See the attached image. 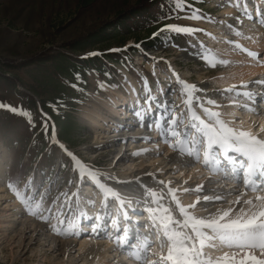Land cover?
Masks as SVG:
<instances>
[{
    "label": "rangeland",
    "instance_id": "374dc122",
    "mask_svg": "<svg viewBox=\"0 0 264 264\" xmlns=\"http://www.w3.org/2000/svg\"><path fill=\"white\" fill-rule=\"evenodd\" d=\"M187 4L183 11H173L174 0H0V104L31 113L35 124L32 127L25 116L0 108V264H94L86 249H80L82 243L99 249L110 243L109 250L113 253L110 250L105 260L115 264L114 250L123 251L115 241L87 235L92 221L86 220L84 214L91 217L102 214L104 196L89 177L81 179L74 170L73 156L83 160L85 165L92 164L98 171L119 178L128 177L125 170L130 164L135 176L141 169L144 174L151 172L157 180L171 181V187L181 189L177 194L185 206L186 202L192 203L193 197L182 189L190 188L205 177L222 181L206 182L209 186L243 188L231 179L213 176L202 163L183 169L168 163L175 151L168 144L164 145L159 131L152 125L155 111L150 112L151 116L147 113L144 119L148 122V137H153L146 141L155 144L144 147V136L134 138L124 131L129 123L139 122L134 111L154 107L161 101L169 104L174 101L179 106L177 114L186 116L181 80L196 86L195 96L206 107L214 108L206 101L216 100L220 107L214 110L222 115L231 104L227 98L231 94L215 83L225 65L211 67L206 58L219 59V56L215 50L208 52L206 48L209 40L214 41L211 39L214 34L235 32L233 20L243 18L247 7L239 5V11L236 10L232 18L223 12L225 7L233 6L229 0H187ZM193 13L204 19L185 18ZM168 24L203 31L192 35L174 32L156 35ZM262 31L264 39V26ZM240 33L243 35V30ZM261 49L258 60L264 58V47ZM121 96L127 101L123 106L121 103L120 108L133 109L128 112L133 118H125L120 108H117L118 113L121 112L119 116L102 105L104 100L112 103L122 100ZM130 96L136 97L134 103ZM147 97L156 99L154 103L151 100L146 103ZM260 101L258 97V107H264ZM193 107L200 111L195 102ZM97 108L103 109L99 118L95 117ZM238 109L240 112L232 119L222 118L239 123L245 110ZM112 118L120 119L116 130ZM45 119L46 130L42 127ZM92 119L99 125H94ZM251 122L257 132L264 127L260 119L254 118ZM122 128L123 131H119ZM122 135L123 145L119 139ZM152 147L157 149L147 153L159 154L155 162L145 159L142 167L136 166L141 159L135 160L132 154ZM119 157L121 161L117 162ZM9 184L25 199L31 197L29 204L33 208L41 203L36 215L30 213ZM65 193L71 198V207L65 205L68 198ZM107 203L116 216L115 202L109 199ZM61 207L63 214L57 211ZM129 215L141 225L148 224L147 214L130 212ZM37 221L43 225V236L35 229ZM76 222L82 223H79L83 230L79 237L57 235L53 230V226L63 230ZM141 231L147 234L152 229L149 225ZM48 236L57 238V248L47 241ZM150 238L155 240L153 251L161 252L160 239ZM69 240L73 244L65 246L64 242ZM121 257H118L122 260L120 264H130ZM150 258L157 259L155 255Z\"/></svg>",
    "mask_w": 264,
    "mask_h": 264
},
{
    "label": "snow or ice",
    "instance_id": "6c2138e0",
    "mask_svg": "<svg viewBox=\"0 0 264 264\" xmlns=\"http://www.w3.org/2000/svg\"><path fill=\"white\" fill-rule=\"evenodd\" d=\"M229 2L233 3V6H239L238 0H229ZM174 5L173 11H183L189 6L187 0H174ZM185 18L204 19L203 16L195 13ZM248 18L252 19V16L249 15ZM235 19L238 23H243L239 17ZM257 22L264 26V15L258 18ZM228 27L232 28V25ZM198 31L203 29L168 24L159 29L156 35L160 32L192 35ZM236 35L242 33L237 31ZM243 50L253 59L260 57L258 52L246 48ZM260 60L264 62V58ZM206 61L211 67L229 63L216 57L206 58ZM179 83L187 109L186 116L183 113L177 114L176 109L179 106L174 101L171 104L161 101L154 107L150 105L148 109L134 111V116L142 123L147 113L155 111L152 125L160 132L161 141L176 152L172 163L179 162L186 167H194L202 163L213 176L219 175L226 180L231 179L242 185L244 191L234 189L236 199L229 200L216 189L209 188L203 196L198 195L193 204L185 206L177 194L181 189L171 187V181L157 180L155 174L151 172L146 175L154 181L155 187L138 179L136 182H121L134 183L135 186L118 190L101 183L95 171L87 168L73 156L74 170L78 171L81 179L84 176L89 177L90 182L94 183L105 196L102 214L95 217L84 214L86 220L92 221L91 231L87 235L114 240L117 247L126 251L140 264H264V136L259 134L264 133V127H261L258 133L232 127V122L224 120L222 113L214 110L220 107L216 100L208 99L206 104L214 108L206 107L205 103L196 98L195 85L182 80ZM224 92L231 94L227 98L235 106L255 114L264 112V107L257 105L258 97L261 98V105H264V77L251 82H241L239 87L232 85ZM155 99V97H147L145 102L151 100L154 103ZM194 102L202 110L203 117L193 107ZM0 108H8L13 113L25 116L29 124L35 127L31 113L4 104H0ZM161 108L164 109L163 113L160 112ZM42 116L46 117V114L42 113ZM42 127L46 130V119ZM149 151L151 149H141L132 155L139 156ZM67 154L72 156L71 152ZM210 181L219 183L211 178ZM9 188L28 207L32 215H36L37 210L41 209L39 202L33 208L29 204L31 197L25 199L13 184H9ZM203 189L204 185L200 184L193 188H183L182 191L200 193ZM249 192L255 195L248 196ZM231 194L228 193L229 196ZM64 195L68 197L67 193ZM109 199L118 205L116 216H113L109 209L107 203ZM201 200L204 201L202 208L206 212L203 216L195 212ZM220 201H223L224 206L216 207V202ZM65 205L71 207L70 197L66 199ZM209 208L212 210L209 211ZM57 211L63 214V207ZM130 212L132 215L147 214L148 224L141 225L133 221ZM149 225L152 229L151 233L146 234L141 231ZM53 230L57 235L77 237L83 232L78 222L63 230L53 226ZM150 237L160 239L161 252L153 251L155 240ZM223 248L231 251L223 252L219 256L212 255L213 250ZM153 255L157 257L156 260L150 259Z\"/></svg>",
    "mask_w": 264,
    "mask_h": 264
},
{
    "label": "bare ground",
    "instance_id": "6f19581e",
    "mask_svg": "<svg viewBox=\"0 0 264 264\" xmlns=\"http://www.w3.org/2000/svg\"><path fill=\"white\" fill-rule=\"evenodd\" d=\"M239 5L240 6L244 5L245 7H247V9L244 11V13H245L244 17L241 18V20H243V23H238L237 20L234 19L233 20V24L235 25V28L237 30L234 32L231 29V31H232L231 33H222V31H221L218 34L217 33L214 34L213 36H211V39L212 40L214 39V41L211 42L209 40L207 48H206L208 52H211V51L215 50L217 52L218 56H219V59H223V60L229 61V63L227 65H225L221 69V71L219 72V74H220L219 75V79H217V81L215 82V83H218L224 89H227V88H229L232 85H237L239 87L241 85V82H251L252 80H256V79H259L261 77H264V62L259 61L260 59L259 60L258 59H253L252 57L248 56L247 52H245L243 50V49L246 48L248 50H251V51L259 53L260 50H262L261 48L264 47V39H263V35H262L263 34L262 33L263 32L262 31V25H260L257 22L258 18H260L264 14L263 13V11H264V9H263V6H264L263 0H254V1H251V0H240ZM236 10L239 11V6L238 7L228 6V7L224 8L223 12L228 14L229 15L228 17H230V16L232 17V14ZM249 15L252 16V19L248 18ZM225 16H227V15H225ZM226 26H228V25L226 24ZM241 30H243L244 34L240 38V35L237 36L236 32L237 31L240 32ZM248 37H251V39H248ZM229 38L233 39V40L230 39L232 41V45H229V43L231 42L229 40ZM237 45H239V47H237ZM249 86L251 87V84H249ZM257 90H259V89H257ZM133 95L134 94H132V96ZM132 96H130L131 103H134V99L136 97L133 98ZM121 99L122 100H119V101H122L120 103H119V101H116V100H114L113 103L110 102V101L104 100V101H102V105L104 107H108L110 110H113L114 113L119 114V116H120L121 112L124 111L123 107H122V109L120 108V106H121L120 104L122 103V106H123L125 104V102L127 101L126 100L127 98L125 96H121ZM228 101L231 104L227 105L229 107H227V109L225 108V111H224L222 117H225V118L227 117L228 119L229 118L232 119L233 116L235 114L239 113L240 111H239L238 107L235 106L232 103L231 100L228 99ZM117 104H119V105H117ZM117 108L121 109L120 113H118L119 109H117ZM130 110H128L127 113ZM102 111H103V109L97 108V114L95 115V117L96 118L101 117L100 112H102ZM163 111H164V109H160L161 113H163ZM197 111H199V110H197ZM199 112H200L199 114L202 115V117H203V112H202L201 109H200ZM152 113H150V116H151ZM103 114H104V112H103ZM150 116H148V118ZM120 118H122V117H120ZM240 118H241V121H239V123H235L233 121L231 126L234 127V128H243L244 130L251 131L253 133H258L256 131L255 127H253V123L251 121L254 118H255V120L257 118V119H260V122L264 124V113L263 112L261 114H255V113H251V112H248V111L245 110V113H243V115ZM112 119H113V125H115V130H116L118 128V126H120V123H121L120 119H118V120H115V118H112ZM131 121H133V120H131ZM92 122L94 123V125H99L98 123H96L95 119H92ZM129 124H130L129 127L126 130H124V131H126L127 133H129L131 135L133 134L134 138L135 137H139V136L140 137L144 136L143 137L144 139L147 138V139H145V141L146 140H153V137L150 138V139L148 137L149 133L147 132V129H148V122L147 121H143L142 123L133 121V122H131ZM119 131H123V128L121 130H119ZM155 133H158V132H155ZM261 136H264V133H261ZM159 138L161 139L160 134H159ZM119 139L121 140V145H123L124 136L122 135L121 137H119ZM149 143H154V142H147L146 141L143 146L147 147L149 145ZM110 145L113 146L112 144H110ZM164 145H165V143H164ZM139 148H142V146H139ZM153 148H156V147H152L151 150H155ZM165 148H169V147H165ZM153 152L155 153L156 151H153ZM123 154L121 155V157H123ZM158 155L157 154L154 155L153 153H147L146 152V153H143V154H141L139 156H136L135 160H140L141 159L140 162L138 164H136V166L142 167V165H143L142 162L145 159L146 160L150 159L151 162L150 161L149 162L153 163V160L155 158H158L157 157ZM134 156H130V157H134ZM175 156H176V152L174 154L170 155L169 158H168V163H170L172 166L175 165L177 167H181L182 169L185 168L186 166L184 164H182V163H179V162L172 163L171 162L172 158L175 157ZM121 157H119L117 159V162L121 161ZM125 158H127V156H125ZM79 161H81L82 164H83V160H79ZM154 162H155V160H154ZM85 166H87V168H89V169H91V170L96 172L97 177L99 178L101 183L105 184L106 186H110V187H112L114 189L122 190V189H126L128 187H133V186H135L134 183L133 184H128V183H121V182H136L138 179L148 183L150 186H154V187L156 186L154 184V181L148 175L144 174L145 171L143 169H141V172L139 173L138 176H135L134 173H133V170H134V167H132L133 164H130L129 168L127 170H125V172L128 175L127 178H119V177H117L115 175H111V174H108L106 172L98 171L97 168L95 166H93L92 164L85 165ZM198 168H200V166ZM198 168H196V169H198ZM138 170H140V169H138ZM202 170H203V168H202ZM202 170H201V173L203 172ZM128 171H130V172H128ZM196 171L198 172L199 169L196 170ZM197 174H200V173H197ZM206 175H208V174L206 173ZM210 178H211V180H214L212 177H207V178L205 177V179H203L202 181L194 184L193 186L190 185V188H193L196 185H200V184L204 185V189L200 193H194L192 191H189L190 195H192V197H193V200H192L191 204H193V202L197 199L198 195L199 196H203L204 194H206V192H207V190L209 188L216 189V191L219 194H221L223 196H226L229 200H235L236 199V192L233 191L234 189L237 190V191H244V188H238V189L237 188H232V189L226 188L225 189V188H223V186L220 187V186H209V184L206 185V182H209L210 184H212V182L210 181ZM216 179H217V177H216ZM220 180L217 179L215 181H219V183H220V182H222ZM234 187H238V185H235ZM230 192L232 194L229 196L228 193H230ZM102 194H103V192H102ZM207 194H211V193H207ZM254 195H255V193H251V192L248 193V196H254ZM102 196H104V194ZM102 202H103V204L105 203V196H104ZM203 203H204V201L201 200V202L199 204H197V206H196L195 212L199 216L206 215V212L202 208ZM188 204L189 203L186 202V205H188ZM115 205H116V208H117L118 205L116 203H115ZM222 206H224L223 205V201L216 202V207H222ZM141 207H143V205H141ZM208 210L211 211L212 209L209 208ZM79 223H81V222H78V225H79ZM35 226H36L35 229H37L38 232H40L42 234V236H43L44 235V228H43V225L41 224V222L37 221ZM47 238H48L47 241L48 242L50 241V243L53 245L54 248L58 247V244H57V241H56L57 238H55L53 236L52 237L48 236ZM64 244H65V246H69V245H72L73 242H71V240H69L68 242H64ZM88 245H89V243H82L80 249L81 250L82 249H86V251L85 250L84 251L88 255L92 256V258H93L92 260H93L94 264H109L108 262H106L105 257H106V254H109V252L112 251L111 249H110L111 251L109 250V246L108 245H110V243L107 244L106 246L103 245L104 248H102V249H101V247L99 249L98 246L91 245V244L89 245V247H87ZM81 250H79V251H81ZM119 250L120 249H117V248L114 250L115 258H113V260L115 259V264H120L122 262V260L118 258L120 255H122L121 258H126L127 262L130 263V264H131L132 261H136L137 264H140V262L135 260L133 257L127 256L124 250L121 251L120 253H118ZM230 251L231 250H229L227 248H223V249H220V250H213L212 251V255L219 256L223 252H230ZM111 253H113V251ZM153 259H154V257H153ZM136 263H134V264H136ZM123 264H125V262Z\"/></svg>",
    "mask_w": 264,
    "mask_h": 264
}]
</instances>
